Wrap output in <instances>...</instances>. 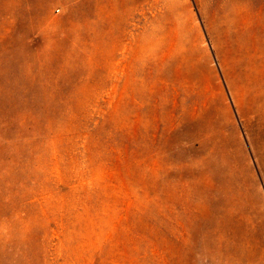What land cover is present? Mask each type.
Wrapping results in <instances>:
<instances>
[{
	"label": "rangeland",
	"instance_id": "obj_1",
	"mask_svg": "<svg viewBox=\"0 0 264 264\" xmlns=\"http://www.w3.org/2000/svg\"><path fill=\"white\" fill-rule=\"evenodd\" d=\"M0 264H264V0H0Z\"/></svg>",
	"mask_w": 264,
	"mask_h": 264
}]
</instances>
